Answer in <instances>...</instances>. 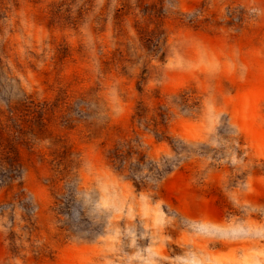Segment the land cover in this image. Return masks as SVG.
Listing matches in <instances>:
<instances>
[{
    "label": "rangeland",
    "instance_id": "obj_1",
    "mask_svg": "<svg viewBox=\"0 0 264 264\" xmlns=\"http://www.w3.org/2000/svg\"><path fill=\"white\" fill-rule=\"evenodd\" d=\"M0 264H264V0H0Z\"/></svg>",
    "mask_w": 264,
    "mask_h": 264
}]
</instances>
